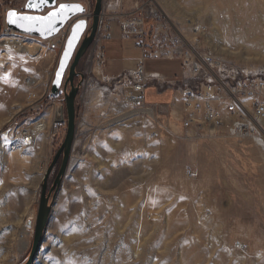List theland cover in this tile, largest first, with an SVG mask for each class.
Segmentation results:
<instances>
[{
    "label": "rangeland",
    "instance_id": "1",
    "mask_svg": "<svg viewBox=\"0 0 264 264\" xmlns=\"http://www.w3.org/2000/svg\"><path fill=\"white\" fill-rule=\"evenodd\" d=\"M136 1L150 50L159 34L161 43L192 44L264 78V0H125L126 7ZM0 10L2 17L7 9ZM92 46L78 67L85 81L72 156L51 194L34 264H264V154L249 140L180 128L171 112L181 107L179 84L169 83L183 77L178 58L181 73L172 77L164 64L178 61L146 60L147 75L162 79L148 88L168 93L159 101L146 96L155 114L112 124L102 110L111 116L127 108L114 84L93 74ZM58 57L47 40L0 35V264L28 260L43 178L65 141L67 120L55 122L53 112L65 109L66 94L36 111L25 85L35 75L43 91ZM43 118L47 129L25 144L23 130ZM61 163L62 156L49 188Z\"/></svg>",
    "mask_w": 264,
    "mask_h": 264
},
{
    "label": "built area",
    "instance_id": "2",
    "mask_svg": "<svg viewBox=\"0 0 264 264\" xmlns=\"http://www.w3.org/2000/svg\"><path fill=\"white\" fill-rule=\"evenodd\" d=\"M71 1L82 3L87 10L81 17L70 19L54 38L47 40L49 49L53 52L60 53L63 50L71 27L79 18H87L89 25L92 22L91 1ZM103 2L101 20L92 46L94 51L92 72L96 78L114 84V90L121 93V99L117 101L125 104L127 110L115 109L116 112L113 110L114 114L111 116L106 110H102L101 116L111 117L108 120L112 124H117L138 116L154 115L157 107L154 108L148 102L147 89L151 81L160 82L162 79L147 75L146 60L161 56L170 60L178 58L183 61V77L169 83L179 84L176 98L181 107L178 111L171 112L177 122H180V128L202 135L222 134L230 139L249 140L264 154V78L245 68L235 67L212 51H202L192 44L182 45L175 41L161 43L159 34L151 40L154 48L157 49L154 52L150 50L146 41L148 37L146 16L139 1H136L129 9L126 7L125 0H103ZM117 28L119 36L128 41L132 40L142 55L135 60V65L130 69L116 77H106L104 69L107 53L104 42L118 36ZM2 35L14 38L22 34L5 25L2 28ZM53 77L48 79L49 83L43 91L35 75L26 77L25 85L32 110L41 111L50 101L65 95L63 87L56 94L52 93ZM56 106L53 116H55ZM37 124L36 127L26 128L21 133L20 136L25 144L30 145L34 140V132L37 129L40 132L45 127V118L38 120ZM241 247V243L237 245V248Z\"/></svg>",
    "mask_w": 264,
    "mask_h": 264
},
{
    "label": "water",
    "instance_id": "3",
    "mask_svg": "<svg viewBox=\"0 0 264 264\" xmlns=\"http://www.w3.org/2000/svg\"><path fill=\"white\" fill-rule=\"evenodd\" d=\"M35 5V7L29 8V3ZM96 4L92 11V22L89 25L87 18H79L71 27L70 35L64 45L63 50L59 53L58 66L55 70L52 83V93L56 94L62 87L65 91V109L62 106L56 107L55 122H63L67 120V133L65 141L57 151L55 158L48 167L45 176L43 178L42 192L40 197L39 208L37 212L34 240L28 260L24 264H34L40 247L43 244V236L46 232L53 203L50 202L51 194L53 198L56 197V193L61 187V181L67 173V168L71 159V153L75 142L76 135V117L77 109L76 100L78 93L83 85L84 74L78 70L79 63L84 57L85 53L90 49L89 47L94 43L98 26L101 20V13L103 11V0H95ZM79 5L82 11L75 9L66 10L63 14L53 18L52 21H45L43 23L34 22H18L17 24H11L8 22V12L15 11L21 16H34V17H47L49 13L59 11V5ZM87 8L85 5L75 1L60 2L59 0H46L41 3L40 0H26L24 3V11H19L16 8H11L5 11L4 15L0 16V35L2 34V28L6 25L8 28L18 32L22 35H31L39 37L43 40H49L54 38L57 33L69 22L73 17H81ZM82 26L77 28L76 25ZM59 73V76H58ZM76 78H80L81 81L77 82ZM69 88V90H68ZM62 156V163L59 168L56 179L54 180L52 187L49 188V178L54 170L57 161Z\"/></svg>",
    "mask_w": 264,
    "mask_h": 264
},
{
    "label": "crops",
    "instance_id": "4",
    "mask_svg": "<svg viewBox=\"0 0 264 264\" xmlns=\"http://www.w3.org/2000/svg\"><path fill=\"white\" fill-rule=\"evenodd\" d=\"M26 0H7L3 1L0 0V2H5L6 5H2V9H11V8H16L19 11H24V3ZM18 2V4H17ZM10 5V6H9ZM0 8V9H1ZM1 11V10H0ZM117 32V37L115 39L111 40H105L104 46L106 48V66H105V73L107 76L110 77H116V75L121 74L123 71L130 69L132 66L135 65V60H137L141 55L142 52L138 50L134 45L131 46L130 41L125 40L121 38L119 35L118 28L116 30ZM178 61L179 65H168L164 64L165 70H167V75L172 77L173 75L181 73V61L179 60H172V61H165V62H171V63H176ZM149 73H154V72H149ZM158 73V72H156ZM162 74V73H161ZM164 75V74H162ZM168 96L167 92H157L155 90V87H149L147 89V97L150 100L153 101H159L162 99H166Z\"/></svg>",
    "mask_w": 264,
    "mask_h": 264
},
{
    "label": "snow or ice",
    "instance_id": "5",
    "mask_svg": "<svg viewBox=\"0 0 264 264\" xmlns=\"http://www.w3.org/2000/svg\"><path fill=\"white\" fill-rule=\"evenodd\" d=\"M41 3L46 2V0H40ZM29 8L35 7L34 4L31 2L27 5ZM75 9L78 11H82L83 9L80 8L79 5H66V4H61L59 5V11H54L49 13L47 17H34V16H21L15 11H9L7 16H8V22L11 24H17L18 22H34V23H43L45 21H52L53 18L57 17L58 15L63 14L66 10H71ZM83 22L81 24L76 25L77 28L81 27ZM59 76V73H58Z\"/></svg>",
    "mask_w": 264,
    "mask_h": 264
},
{
    "label": "bare ground",
    "instance_id": "6",
    "mask_svg": "<svg viewBox=\"0 0 264 264\" xmlns=\"http://www.w3.org/2000/svg\"><path fill=\"white\" fill-rule=\"evenodd\" d=\"M7 39V38H6ZM19 40V39H18ZM15 41V40H14ZM7 42V41H6ZM22 42V41H21ZM28 44V43H27ZM30 45V44H29ZM23 46V45H22ZM19 48V47H18ZM101 74V71L99 70V75ZM45 126L46 127H44L42 130H43V132L47 129V123L45 124ZM37 131H38V129H37ZM42 133V132H41ZM33 144V142L30 144V145H32ZM17 157V156H16ZM25 156H22V155H20V160H25L26 158H24Z\"/></svg>",
    "mask_w": 264,
    "mask_h": 264
}]
</instances>
